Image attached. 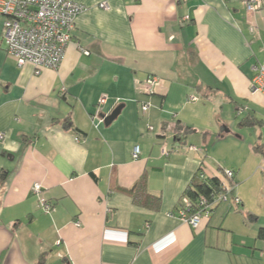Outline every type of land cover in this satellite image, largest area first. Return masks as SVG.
Listing matches in <instances>:
<instances>
[{"label":"crops","instance_id":"1","mask_svg":"<svg viewBox=\"0 0 264 264\" xmlns=\"http://www.w3.org/2000/svg\"><path fill=\"white\" fill-rule=\"evenodd\" d=\"M73 1L88 9L57 69L19 66L1 44L0 14V175L8 171L0 180V264H264V223L245 211L219 204L198 228L174 214L202 164L208 176L233 166L211 155L215 135L225 139L218 96V106L248 110L237 126L258 128L247 146L264 167V95L250 89L264 60V0L254 12L246 0ZM150 74L162 79L151 95L139 86ZM142 102L151 105L146 114ZM120 104L106 125L101 114ZM142 177L161 197L157 208L128 192ZM35 183L51 211L32 193ZM240 198L238 209L247 203Z\"/></svg>","mask_w":264,"mask_h":264},{"label":"built area","instance_id":"2","mask_svg":"<svg viewBox=\"0 0 264 264\" xmlns=\"http://www.w3.org/2000/svg\"><path fill=\"white\" fill-rule=\"evenodd\" d=\"M245 5L249 12H254L260 9L262 0H246ZM99 7L108 9L109 3L103 1ZM87 9V5L73 0H0V14L4 17L1 44L4 50L15 58L19 66L32 63L38 72L42 68L57 69L64 60L67 46L72 40L75 19ZM256 29L255 25L251 27L252 32ZM82 51L89 54L85 49ZM161 85V77L153 74L139 82L140 91L150 95L156 93ZM250 89L252 94L264 95V60L254 65ZM107 99L108 94H102L97 104V114L102 112V106ZM188 100L194 101L197 98L190 96ZM150 107V103H140L143 114H146ZM148 129L153 130V126L149 125ZM4 138L5 133L0 132V139ZM190 149L198 151L196 146H190ZM163 152L169 153L165 148ZM140 155L141 146L136 144L132 156L138 159ZM217 168L220 172L219 193L212 196L200 195L196 199L183 194L179 199L181 207L176 210L175 215L194 228H198L204 218L211 217L213 210L219 204H228L233 208H240L242 205V199L236 194L238 185L236 171L221 165ZM198 175L201 178L207 176L203 164ZM42 189V184L35 183L32 186V193L40 196V206L43 210L51 211L53 204L41 195ZM57 244H60L59 240Z\"/></svg>","mask_w":264,"mask_h":264},{"label":"rangeland","instance_id":"3","mask_svg":"<svg viewBox=\"0 0 264 264\" xmlns=\"http://www.w3.org/2000/svg\"><path fill=\"white\" fill-rule=\"evenodd\" d=\"M221 99L218 96L215 100L216 110L219 113V117L217 120H220L222 117L225 118L223 120L225 122L226 127L222 130L225 135V139L219 143L218 138H220V134H216L215 137L211 141V148H213V156H215V161H219L218 159L224 158L227 160L228 164L233 165L229 166L232 169H235L238 173L236 178L237 180V190L236 192L241 197H245L247 203L241 207V209L235 208L233 212H243L247 213V220L250 222H257L259 225L264 223V167L262 166L263 156L257 153L256 147L251 149L248 148L247 144H249V137L251 134L255 135L258 131V128L249 127L244 128L243 132H241V128L237 126V118H245L244 116L248 115V110H243L245 113L237 114V107L232 105L229 106L226 103L223 107L218 106ZM222 110L220 114L219 111ZM261 118H264V111H261ZM221 121V120H220ZM222 122V123H224ZM219 130L221 128V124L217 125ZM243 133V134H242ZM239 134L242 135L245 143H236L233 141V138ZM245 134V135H244ZM229 135H231L229 137ZM233 137V138H231ZM220 139V140H221ZM204 150H206V146H201ZM219 164L220 161L218 162ZM226 167L224 164H222Z\"/></svg>","mask_w":264,"mask_h":264},{"label":"trees","instance_id":"4","mask_svg":"<svg viewBox=\"0 0 264 264\" xmlns=\"http://www.w3.org/2000/svg\"><path fill=\"white\" fill-rule=\"evenodd\" d=\"M64 127L66 128H72L73 124L70 118H67L63 122ZM189 128V127H188ZM187 128V129H188ZM182 128H179L178 130H181ZM186 129V130H187ZM8 174V171L3 170L1 173L0 180L4 181L6 178V175ZM207 175V174H206ZM143 191L144 198L143 200L141 199V194L139 193ZM221 191L220 187V177L217 175H211V176H206V178H201L199 175H197L196 178L192 180V182L188 185L186 188L185 192L183 194H187L190 196L192 199L198 198L200 195H206V196H212L215 195L216 193H219ZM128 192L132 193V197L136 203H150L156 208L160 205L161 202V197L159 196H154L150 193L147 192L146 190V178L142 177L140 181ZM181 207L179 204V201L176 205L175 213L176 210ZM42 263L44 262V255H42Z\"/></svg>","mask_w":264,"mask_h":264},{"label":"water","instance_id":"5","mask_svg":"<svg viewBox=\"0 0 264 264\" xmlns=\"http://www.w3.org/2000/svg\"><path fill=\"white\" fill-rule=\"evenodd\" d=\"M123 107H124V104H120L109 115L104 116V114H101V117L104 118V123L106 125L111 124L120 115Z\"/></svg>","mask_w":264,"mask_h":264}]
</instances>
